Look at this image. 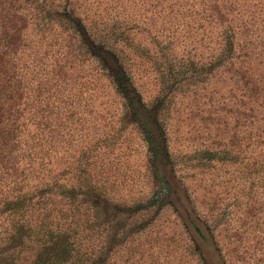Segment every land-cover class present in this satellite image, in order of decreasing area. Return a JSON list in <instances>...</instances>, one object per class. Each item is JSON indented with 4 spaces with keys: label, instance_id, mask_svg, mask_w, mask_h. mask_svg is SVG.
<instances>
[{
    "label": "trees",
    "instance_id": "1",
    "mask_svg": "<svg viewBox=\"0 0 264 264\" xmlns=\"http://www.w3.org/2000/svg\"><path fill=\"white\" fill-rule=\"evenodd\" d=\"M136 2L145 20L131 18ZM149 69L159 91L146 103L136 83ZM214 83L217 115L237 122L235 156L221 138L176 161V94L192 86L190 103H201L196 90ZM108 117L133 126L146 148L147 196L121 198L118 185L97 181L119 139ZM191 154L246 160L249 193L225 204L228 225L196 210L183 176L180 189L172 181ZM262 196L264 0H0V264H107L165 206L198 264H264Z\"/></svg>",
    "mask_w": 264,
    "mask_h": 264
},
{
    "label": "rangeland",
    "instance_id": "2",
    "mask_svg": "<svg viewBox=\"0 0 264 264\" xmlns=\"http://www.w3.org/2000/svg\"><path fill=\"white\" fill-rule=\"evenodd\" d=\"M137 4L138 2H136L135 13L131 18L137 21L145 20L143 19L144 14L141 12L143 10L140 9L137 12ZM147 14L150 15V13ZM148 28L151 29V25H148ZM134 34L138 41L145 40L147 44L149 43L145 32L139 34L133 31L130 37H133ZM150 65L152 63H149L148 66ZM151 70L149 69L147 77L143 78L144 80L136 83L146 103H149L159 91L158 84L154 81L156 76L151 73ZM204 88L203 90H196L197 94H201V103L197 100V102L190 103L191 95L195 91L192 86H186L176 94L177 97L174 102L177 100V105L173 111L178 109L179 103L182 105L179 114L171 112L172 119L169 120L172 123L171 146L175 152L176 161L179 160L178 158H182L183 154H189L192 150L195 152L199 148L205 149L206 146H215V144L220 143L221 138L223 140L221 142L222 148L225 146V152L229 151L228 157L235 156L231 142L233 135L238 130L237 122L230 113L225 117L222 116L221 119L217 115L219 104L217 102L218 93L216 92L219 90L221 92L220 85L214 83L209 88L204 85ZM101 90L103 93L108 92L105 86ZM188 95L190 97L186 98ZM106 100L107 97L103 99V102ZM107 101L105 106L111 111L114 110L116 104H113L110 99ZM187 102L190 107L184 108ZM194 107H196V113L200 112L198 116H195V113L194 115L189 113V110L194 109ZM229 107L231 106L228 105ZM104 124L106 130L114 128L115 131L120 129V132H117L119 139L116 145L113 148L105 149L107 154L103 163L104 168L110 169L107 172L108 176L104 179L98 178L97 181H105L108 188L118 185L121 198L147 196L150 191V184L145 179V177H149L147 173L148 163L145 157L146 148H142L143 143L140 136L133 126H123L124 128H122L117 117H108ZM240 129H245V125ZM230 148L231 150H229ZM224 155L226 156V153ZM191 157L193 160H189V162L186 161L187 157H184L182 163L177 162L180 170H178L175 178L172 177V181L180 189L182 186L178 183L180 179L178 177L179 175L183 176L196 210L206 216L205 218L215 219L224 223L225 226L228 225L227 218L221 215L225 204L230 201L231 197L236 196L241 200L247 198L249 193L250 178L246 160L243 161L240 157L225 161L223 158L218 159L214 155L206 154L200 156L201 161L198 163V155L191 154ZM216 159L219 162L215 161ZM206 161L208 162L205 163ZM234 178H239V180ZM236 204L240 206L238 201ZM147 216L150 214L144 213L139 220L146 219ZM224 234L228 237L224 239L222 235L221 240L227 242L230 239V232L226 230ZM124 240V243L109 255L107 264H198L196 256L190 254V243L187 240L181 220L170 206L163 207L146 231L137 235H130Z\"/></svg>",
    "mask_w": 264,
    "mask_h": 264
}]
</instances>
